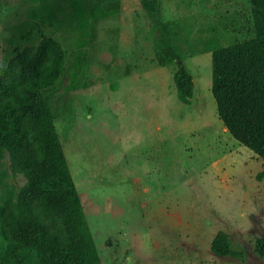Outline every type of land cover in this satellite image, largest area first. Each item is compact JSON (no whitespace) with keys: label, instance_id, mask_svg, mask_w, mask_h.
<instances>
[{"label":"rangeland","instance_id":"374dc122","mask_svg":"<svg viewBox=\"0 0 264 264\" xmlns=\"http://www.w3.org/2000/svg\"><path fill=\"white\" fill-rule=\"evenodd\" d=\"M32 2L0 0V64ZM149 2L148 10L119 0L116 13L94 22L81 68L75 34L53 33L66 50L48 92L53 124L101 264H264L252 249L264 234V160L218 118L210 52L187 49L210 34L221 46L249 38L248 2ZM169 49L192 75L187 103L176 96ZM218 230L240 257L210 250Z\"/></svg>","mask_w":264,"mask_h":264},{"label":"trees","instance_id":"16d2710c","mask_svg":"<svg viewBox=\"0 0 264 264\" xmlns=\"http://www.w3.org/2000/svg\"><path fill=\"white\" fill-rule=\"evenodd\" d=\"M29 1L34 5L28 19L14 26L7 38L12 47L0 64V264H101L53 124L48 92L66 64L65 47L53 33L75 34L73 66L81 68L82 40L94 35V22L117 12L119 0ZM247 2L249 38L221 46L210 34L187 49L210 52L217 116L239 144L264 160V0ZM142 5L151 8L149 0ZM168 52L176 63V96L187 103L192 75L179 54ZM18 175L23 182L15 186L9 179ZM209 248L218 256H241L221 230ZM252 249L264 258V234L254 239Z\"/></svg>","mask_w":264,"mask_h":264}]
</instances>
